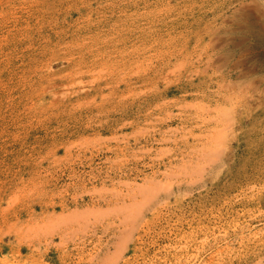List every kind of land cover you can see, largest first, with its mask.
I'll return each mask as SVG.
<instances>
[{"label":"rangeland","instance_id":"obj_1","mask_svg":"<svg viewBox=\"0 0 264 264\" xmlns=\"http://www.w3.org/2000/svg\"><path fill=\"white\" fill-rule=\"evenodd\" d=\"M263 43L264 0H0V264H264Z\"/></svg>","mask_w":264,"mask_h":264},{"label":"bare ground","instance_id":"obj_2","mask_svg":"<svg viewBox=\"0 0 264 264\" xmlns=\"http://www.w3.org/2000/svg\"><path fill=\"white\" fill-rule=\"evenodd\" d=\"M123 18V17H122ZM127 19V18H126ZM130 19V18H129ZM142 22V21H141ZM123 23V22H122ZM124 24V23H123ZM251 24H252V22H251ZM253 25V24H252ZM127 26V25H126ZM123 27H125L124 25H123ZM122 27V28H123ZM130 27V26H129ZM133 29V28H132ZM125 31V30H124ZM120 42V41H119ZM264 44V43H263ZM199 55V54H198ZM87 63V62H86ZM244 65V64H243ZM228 77H229V75H228ZM254 79V78H253ZM254 81V80H253ZM252 81V82H253ZM240 87V86H239ZM253 89V88H252ZM256 90V89H255ZM257 92V91H256ZM260 92V91H259ZM255 93V92H254ZM263 94V93H262ZM261 96V95H260ZM222 98H224V97H222ZM251 98V97H250ZM249 99V98H248ZM263 99V98H262ZM257 100V99H256ZM254 102V101H253ZM236 103V102H235ZM260 103V102H259ZM254 104V103H253ZM252 106V105H251ZM259 106V105H258ZM262 109V108H261ZM249 111V110H248ZM245 112V111H244ZM261 116V115H260ZM253 117H251V119H252Z\"/></svg>","mask_w":264,"mask_h":264}]
</instances>
